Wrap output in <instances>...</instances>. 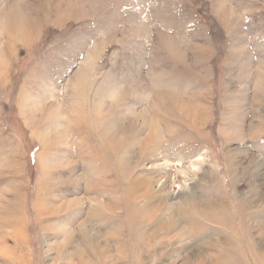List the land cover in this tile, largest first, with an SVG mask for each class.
<instances>
[{"label":"rangeland","instance_id":"obj_1","mask_svg":"<svg viewBox=\"0 0 264 264\" xmlns=\"http://www.w3.org/2000/svg\"><path fill=\"white\" fill-rule=\"evenodd\" d=\"M0 264H264V0H0Z\"/></svg>","mask_w":264,"mask_h":264},{"label":"bare ground","instance_id":"obj_2","mask_svg":"<svg viewBox=\"0 0 264 264\" xmlns=\"http://www.w3.org/2000/svg\"><path fill=\"white\" fill-rule=\"evenodd\" d=\"M200 210V209H199Z\"/></svg>","mask_w":264,"mask_h":264}]
</instances>
